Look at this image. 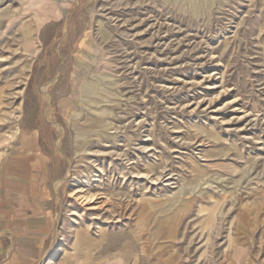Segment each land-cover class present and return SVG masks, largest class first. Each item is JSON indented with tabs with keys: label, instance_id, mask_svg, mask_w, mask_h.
Returning <instances> with one entry per match:
<instances>
[{
	"label": "rangeland",
	"instance_id": "1",
	"mask_svg": "<svg viewBox=\"0 0 264 264\" xmlns=\"http://www.w3.org/2000/svg\"><path fill=\"white\" fill-rule=\"evenodd\" d=\"M21 2L0 174L44 173L50 264H264V0H79L34 47Z\"/></svg>",
	"mask_w": 264,
	"mask_h": 264
},
{
	"label": "crops",
	"instance_id": "2",
	"mask_svg": "<svg viewBox=\"0 0 264 264\" xmlns=\"http://www.w3.org/2000/svg\"><path fill=\"white\" fill-rule=\"evenodd\" d=\"M76 2L79 0H22L1 28L2 41L17 39L20 46L32 47L41 44L44 37L69 28ZM5 28L18 33L17 37L6 35ZM28 158L17 159L16 166L0 174V264H42L48 258L54 207L44 173L27 172ZM248 254L239 251L234 258L244 259Z\"/></svg>",
	"mask_w": 264,
	"mask_h": 264
},
{
	"label": "bare ground",
	"instance_id": "3",
	"mask_svg": "<svg viewBox=\"0 0 264 264\" xmlns=\"http://www.w3.org/2000/svg\"><path fill=\"white\" fill-rule=\"evenodd\" d=\"M33 146V145H32ZM33 148H34V146H33ZM103 151V150H102ZM109 160V159H108ZM102 161V160H101ZM99 162V161H98ZM98 166V165H97ZM118 167V166H117ZM119 168H120V166H119ZM122 169V168H121ZM102 170V169H101ZM93 174V173H92ZM99 175V174H98ZM94 176H96V175H94ZM87 177V176H86ZM169 180V179H168ZM154 181V180H153ZM89 182V181H88ZM133 183V182H132ZM84 185V184H83ZM151 187V186H150ZM85 190L84 189H82V188H80V187H74V188H72L71 189V193H70V197L71 196H78L79 195V193H83ZM86 193V192H85ZM78 198H80V199H82V201H84V203H88V204H92V203H94V200H93V198L91 197V196H89V195H80V196H78ZM79 202V201H78ZM82 203V202H81ZM84 205V204H83ZM89 208H98V206H96V204H93V205H89ZM91 210V209H90ZM84 213V212H83ZM61 244V246L63 245V242H61L60 243ZM42 264H50V260L49 259H46L45 261H43L42 262Z\"/></svg>",
	"mask_w": 264,
	"mask_h": 264
}]
</instances>
